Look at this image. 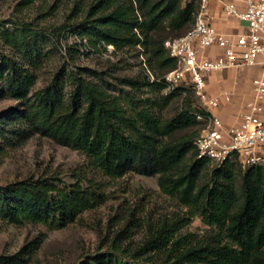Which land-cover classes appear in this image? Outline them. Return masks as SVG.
<instances>
[{"label": "trees", "instance_id": "trees-1", "mask_svg": "<svg viewBox=\"0 0 264 264\" xmlns=\"http://www.w3.org/2000/svg\"><path fill=\"white\" fill-rule=\"evenodd\" d=\"M35 1L21 0L20 5ZM197 7L198 0H93L77 29L95 50L101 42L116 49L140 44L149 53L148 63L170 70L176 62L156 33L166 29L175 36L183 34ZM42 34L30 23L14 30L0 27V41L18 55L0 54V98L18 101L0 123V162L7 148L39 134L79 151L88 166L110 179L128 173L158 175L161 192L184 207L181 214L146 221L138 242L128 221L106 249L83 264H264V165L242 169L228 161L213 167L205 178L210 163L196 157L193 142L198 133H182L199 122L196 113L203 111L186 98L177 114L161 118L131 90L143 84L163 90V82H150L146 75L143 84L124 78L123 85L131 89L116 93L96 72L85 76L81 68L63 70L32 92L34 70L43 56L38 44ZM186 90L177 88L162 100L166 103ZM72 173L70 184L44 173L1 187L0 219L62 228L105 202L101 182L79 168ZM195 216H201L208 229L182 233ZM37 247L29 243L15 254L2 255L0 264H25Z\"/></svg>", "mask_w": 264, "mask_h": 264}, {"label": "rangeland", "instance_id": "rangeland-1", "mask_svg": "<svg viewBox=\"0 0 264 264\" xmlns=\"http://www.w3.org/2000/svg\"><path fill=\"white\" fill-rule=\"evenodd\" d=\"M93 0H38L27 6L20 5L21 0H0V27L14 30L21 23H30L32 28L44 32L39 38L42 60L35 68V82L32 92L49 84L56 75L63 70L81 68L84 75L94 72L100 74L101 81L109 86L111 92L118 93L120 89H131L123 85L124 78H133L143 84L144 72L132 66H139V53L147 61L151 72L160 77L168 68L158 69L151 61L148 63L149 53L145 48L133 47L125 49L121 56L109 59L101 56L87 43L86 38L79 35L77 24L86 17L87 9ZM59 40H56L57 35ZM163 39L176 34L160 30L156 33ZM0 54L11 58L18 55L10 47L0 41ZM249 69V67H244ZM240 69H227L212 74L224 75L219 80L206 77L209 93H218L226 89H235L231 102L223 104L215 113L229 112L231 117L238 116L248 94L242 84H218L230 78H236ZM93 72V73H92ZM230 73V74H228ZM96 75V74H94ZM93 75V76H94ZM91 76V75H90ZM156 76V77H157ZM210 83V84H209ZM65 84H69L66 82ZM70 86L65 87L68 93ZM136 100L151 108L163 119L173 117L181 110L185 99L198 107L199 101L191 89L177 94L166 103L162 100L164 90H156L148 84L131 89ZM18 101L12 98H0V123L4 121ZM231 107L230 110H228ZM234 108V112L232 109ZM194 124L183 131L198 133L204 122ZM232 118L226 122L231 123ZM214 166H207L204 177ZM84 171L90 178H94L103 185L105 202L97 207L83 212L78 218L62 228L48 229L42 223H24L20 225L6 223L0 219V256H9L18 252L24 245L38 244L31 257L25 264H83L89 256L106 249L114 233L121 230L130 221L132 238L138 242L144 235L146 221L180 213L184 207L159 189L158 175L147 176L128 173L122 177L110 179L99 171L88 166L86 158L79 151L56 144L51 139L34 134L22 143H18L6 150L0 162V188L10 183L25 179L29 176L37 177L47 173L58 177L64 184L73 182L72 172L76 169ZM241 180L237 178L236 188L239 189ZM121 220V221H119ZM208 226L201 216H195L182 229V233H204Z\"/></svg>", "mask_w": 264, "mask_h": 264}, {"label": "built area", "instance_id": "built-area-1", "mask_svg": "<svg viewBox=\"0 0 264 264\" xmlns=\"http://www.w3.org/2000/svg\"><path fill=\"white\" fill-rule=\"evenodd\" d=\"M212 1L221 4L226 17L243 22L244 30L235 34L216 30L209 11ZM241 2L242 7L236 0H198L192 25L183 34L163 41L176 66L162 76L151 72L143 51L139 53V66L131 62L150 82H163L165 93L177 88L191 89L199 101L197 108L203 111L196 113V118L204 122L193 142L196 157L208 160L214 167L228 161L242 169L264 165V77L252 80L251 97L244 102L234 123H225L215 111L231 102L235 89L212 94L206 85L210 73L254 66L264 56V0ZM136 47L141 48L140 44ZM125 49L104 42L98 45L99 54L109 59L121 56Z\"/></svg>", "mask_w": 264, "mask_h": 264}, {"label": "crops", "instance_id": "crops-1", "mask_svg": "<svg viewBox=\"0 0 264 264\" xmlns=\"http://www.w3.org/2000/svg\"><path fill=\"white\" fill-rule=\"evenodd\" d=\"M182 1L186 2L187 0H182ZM236 1H237L238 6L242 7L241 0H236ZM209 11L212 16V25L214 26L216 30L220 32H224V33H231V34L239 33L244 30L243 22H240L235 18H228L223 14L222 6L219 2H216V1L210 2ZM260 62H261L260 64L250 66L249 69H245V68L240 69L237 72V75H236L237 77L235 79L230 78L226 82L224 81L222 82L216 81V82L218 84H242L243 89L247 90L246 92L248 93V94H244L245 99L247 100L251 97L250 88H251L252 80L258 77H264V56L260 57ZM220 76H224V75L223 74L217 75V74L210 73L207 76V78H209L208 80L210 82L212 80H219ZM206 84H208L207 81H206ZM231 88H233V86ZM230 109L231 107L228 110ZM232 111L234 112V108L232 109ZM239 112L240 111H238V114ZM217 114L224 120L225 123L228 122L231 118L233 120L231 123H234L237 121V118H238V116L236 118L235 116L231 117L229 115V112L227 111L225 112L224 110L221 111V113L220 111L217 112Z\"/></svg>", "mask_w": 264, "mask_h": 264}]
</instances>
